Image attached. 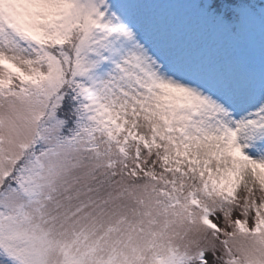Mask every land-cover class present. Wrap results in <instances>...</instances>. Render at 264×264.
Masks as SVG:
<instances>
[{"label":"snow or ice","instance_id":"6c2138e0","mask_svg":"<svg viewBox=\"0 0 264 264\" xmlns=\"http://www.w3.org/2000/svg\"><path fill=\"white\" fill-rule=\"evenodd\" d=\"M0 264H264V0H0Z\"/></svg>","mask_w":264,"mask_h":264}]
</instances>
